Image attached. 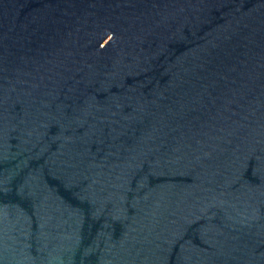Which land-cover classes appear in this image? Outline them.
Wrapping results in <instances>:
<instances>
[{
	"label": "water",
	"instance_id": "obj_1",
	"mask_svg": "<svg viewBox=\"0 0 264 264\" xmlns=\"http://www.w3.org/2000/svg\"><path fill=\"white\" fill-rule=\"evenodd\" d=\"M0 264H264V0H0Z\"/></svg>",
	"mask_w": 264,
	"mask_h": 264
}]
</instances>
